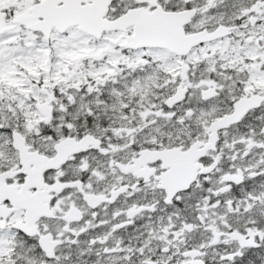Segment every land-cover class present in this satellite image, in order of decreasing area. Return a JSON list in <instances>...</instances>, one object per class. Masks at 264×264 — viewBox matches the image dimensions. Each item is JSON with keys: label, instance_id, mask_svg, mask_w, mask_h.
Listing matches in <instances>:
<instances>
[{"label": "snow or ice", "instance_id": "obj_1", "mask_svg": "<svg viewBox=\"0 0 264 264\" xmlns=\"http://www.w3.org/2000/svg\"><path fill=\"white\" fill-rule=\"evenodd\" d=\"M0 264H264V0H0Z\"/></svg>", "mask_w": 264, "mask_h": 264}]
</instances>
